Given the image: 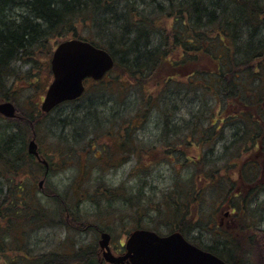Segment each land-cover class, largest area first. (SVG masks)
<instances>
[{
    "label": "trees",
    "instance_id": "1",
    "mask_svg": "<svg viewBox=\"0 0 264 264\" xmlns=\"http://www.w3.org/2000/svg\"><path fill=\"white\" fill-rule=\"evenodd\" d=\"M87 21L89 33H79L77 25H86ZM72 32V37L87 39L107 49L115 65L104 79L88 81L94 85L93 90L87 88L82 97L68 101L84 103L82 116L62 119L65 136L62 139L54 136L57 139L51 155L37 141L39 118L32 109L38 103L31 104V110L24 109L17 117H5V122H0V264H108L99 255L97 244L77 241L68 246L69 252L41 254L25 241L23 234L29 225L35 227L38 222L80 232L94 230L100 235L103 231L113 232L111 226L100 224V218L112 215L114 201L120 199L136 208V227H142L152 209L160 207H137L147 198L141 189L135 191L136 199L132 202L133 194H119L113 185L104 182L102 174L97 180V190L91 191L90 184L86 185L87 169H80L81 183L74 180L65 188L53 185L48 178L45 189L38 185L34 190H26L25 182L17 181L23 175L34 180L40 174L49 177L55 167L67 166L77 150L74 143L79 144L77 134L84 128L90 129L88 124L94 132L100 129L99 139L102 135L112 137L114 145L132 152L137 159L146 157V152L153 156V163L156 159L172 163L176 172L174 184L163 193L166 198L163 202L170 207L169 220L162 224L177 228L194 197L198 195V200L203 197V183H216V176L222 179L214 167L206 171L200 167L220 157L214 156V152L225 128L233 130L232 144L242 139L244 146L249 142L258 145L257 148L260 142L264 144V0H0V98L17 99L18 91L13 87L16 77L21 76L15 67L19 59L34 61L35 54L53 37L68 38ZM137 83L144 104L158 109L161 116L163 152L158 145L131 143L135 117L132 120L122 115L120 120H125V125L116 123L106 131L102 128L105 116L95 106L100 107L107 99L115 101L105 89L113 95H124L130 88H136ZM96 91L98 96L94 97ZM191 101L194 102L187 106ZM180 103L184 105L182 112L175 110ZM120 104L118 101L112 105L114 115L121 114ZM205 106L207 111L200 119L199 111ZM102 108L109 111L106 105ZM112 118L106 117L109 121ZM34 135L40 156L47 163L29 152ZM205 146L211 147L209 151ZM95 147L92 146V151ZM193 147L201 150L197 159L187 154ZM54 153L63 156L57 158ZM102 159L103 164L114 162ZM192 166L191 176L181 178L180 172ZM123 190L126 191L124 187ZM83 197L97 204L94 219L82 215ZM219 199L208 203L215 209L219 207ZM13 241L21 245L13 247ZM10 248L20 253V259L10 257Z\"/></svg>",
    "mask_w": 264,
    "mask_h": 264
},
{
    "label": "rangeland",
    "instance_id": "2",
    "mask_svg": "<svg viewBox=\"0 0 264 264\" xmlns=\"http://www.w3.org/2000/svg\"><path fill=\"white\" fill-rule=\"evenodd\" d=\"M88 23L89 21H87L86 25H77L76 29L78 32L82 34L89 33L90 26ZM73 35L74 34L72 32L67 35L68 38L61 36L56 38V36H52L53 38L50 40V42H48V44H46V46L41 51H38V53L35 54L34 61L27 62L25 59H19L15 63V67L17 68V71L21 73V76L16 77L17 80L15 81L13 87L15 91H18L16 97L17 99H11V101L15 103L19 113L24 109L27 111L31 110L33 108L31 104L38 103L36 104L37 108L32 109V112L39 118L37 125V141L40 143L39 145L47 155H51L53 152L52 150L56 145L54 141H56L57 138L54 136L58 135L60 139L65 136V134H63L65 132L62 129L64 128L62 119L69 118L70 120L74 117L81 118L82 116L81 111L84 103L79 101L66 102L55 108L54 111L47 115H39L38 112V110H41V102L43 100L46 88L53 79L51 68H49V59H51L52 55L49 56V53L52 52L53 54L54 50L57 48V45L61 41L72 38ZM126 79L127 81H130V78ZM136 85V88H130V90L124 95L122 93L113 95L108 89H105V93L115 101H112L114 103L113 104L112 102H108L107 99L103 101L105 103L101 104L103 106L106 105L109 108V111L104 110L102 108L103 106L101 107V105L100 107H98L99 105L95 106L96 109H99V111L102 110L103 112L101 115L105 116L103 121H101V124L103 125L102 128H104L106 131L108 128L111 129L110 127H115L116 123L118 126L122 124L125 125V120H120L122 115L126 118H131L132 120L135 117L136 129L134 131V135H132L130 138L131 143L133 145L137 143L139 146H141L140 143L158 145L159 148H161V152H163L164 147L162 144L164 143V130L161 126V116L158 114V109L156 110L153 107H149L148 104H144V101L138 94L140 92H137L139 90L138 83ZM88 89L89 91L94 89V85L90 82H88ZM97 91L95 92L94 97L98 96V94H96ZM108 95H106V97ZM188 96L189 95H187V97ZM4 100L6 99H1L0 102ZM118 101L121 103L119 105L121 114L114 115L112 113L114 106L112 105H117ZM192 102L194 101H191V103L189 102L186 105L190 106ZM198 105L200 104L198 103ZM183 107L184 105L182 103H180V106L177 104L175 110L182 112ZM203 108L204 109L202 111H199L200 113L198 117L200 119L205 116L207 111L206 109L208 107L205 106ZM107 115L113 117L111 121L106 119ZM5 117L6 116L2 115V117H0V122H5ZM88 127L90 129L85 130L84 128V131L81 134H77V140L79 144L74 143V145L72 142L77 150L74 152L75 155L71 156L69 159L67 166H62L59 168L55 167L54 171L48 175L49 177H45V180L43 178V174H40L36 180L23 175L21 178H17V181L21 180V182H25L23 186L26 188V190H34V186L38 185L40 188L45 189L48 178L53 185L65 188L69 187L74 180H78L81 183L82 180H79L82 178L80 169H87L91 172L88 171L86 174L88 178L86 185L90 184L89 189L91 191L97 190L99 185V181L97 180L100 178L101 174L104 177V182L109 183V185H113L119 194H133L131 195L133 197L132 202L136 199L134 195L135 191L141 189V192L144 193L147 198H144L142 202H139L137 207H141L143 205H147L149 207L150 205H153V208H155V205L160 206L158 208L159 211L157 209H152L153 211L150 212V216H146V218L143 220L142 227L156 230L162 234L170 232L172 225L168 226L167 224H162V222L169 220L168 215L170 211L167 209H170V207L166 206L167 202L166 204L163 202V200L166 201V198L163 197V193L165 192L166 194L167 190L173 187L174 184L176 172L174 166H172V163H164V161L159 162L157 159L156 162L153 163V156L148 155L146 152H143L146 157L140 156V159H137L138 156L135 157L132 152L128 151L127 149L123 151L118 145H114L112 142V137L104 138L106 135H102L99 139L98 134H100V129L94 132V130H92L91 124H88ZM181 131L183 130L181 129ZM222 133L223 138H219V147L216 146L217 152H214V156H220L221 158L218 157L216 162L214 160L211 162L207 161L200 167V170L204 171L214 167L217 169V171H220V176L222 177V179L219 180L220 177L216 176L215 180H217V182L212 185L203 183L205 189L202 192L203 199L198 202V209H202L204 213H208V211L211 210V205L208 203L209 201L217 200L225 196L229 187L231 186V181H238V171L242 168V165H245V161L249 159L254 160L261 158V153L259 151L248 150L253 149L252 147L254 146L251 142H249V138H246V140L249 142V144L246 146H244L242 143L243 139L232 144L235 141L233 137V130L231 128H225ZM109 144H111V146ZM91 145H96L93 151ZM104 146L107 150H103ZM205 148L207 151H209V148L211 147L205 146ZM146 149L147 148L144 150ZM54 152H58V150ZM200 153L201 150L198 147H193L192 150L187 154L195 157L200 156ZM62 156L63 154H55V157L57 158H61ZM262 156V159H264V154H262ZM102 158H106L114 162L111 164H103ZM97 161L101 162L102 165L98 164ZM177 168H179L178 165ZM192 171H194L193 166L192 169L184 168L183 171L180 172L181 178L188 179L189 176H191ZM229 177L232 180L229 179ZM42 179L43 184L40 185V181ZM83 180L85 181V178ZM262 181H264V179ZM236 186H238V184H236L235 187ZM123 187L126 189V191L123 190ZM144 191H146V193ZM151 197H153V199ZM262 197L264 198V194ZM82 199L83 201L80 206L82 215L94 219V214L97 210V204L87 197H83ZM114 202L115 204L113 206L114 208L112 215L102 216L100 218V224L104 226H111L113 228V232L110 231L112 232L111 247L115 254H119V251L123 249L122 244L128 236V233L136 227L137 221L134 217L136 208H131L124 199L116 200ZM95 219H97L98 222L97 216H95ZM152 221H155L156 223ZM205 223L206 221L203 222L204 227ZM66 227L67 226L62 227L59 225L50 226L48 222H44L43 224L38 222L35 227L29 225L26 228V233L23 234V237L25 235V241L30 243V246L35 250V252H40L41 254L60 250L69 252L71 248H68V246L73 244V242L82 241L88 245L97 244L99 246V255L103 257V250L99 244V240L101 239L100 233L97 234L94 230L80 232L77 229H67L68 227ZM23 242L24 240L21 243ZM20 245L21 244L19 243L15 244L14 241L12 243L13 247ZM10 249V257L15 255V258L20 259V253L12 250V248Z\"/></svg>",
    "mask_w": 264,
    "mask_h": 264
},
{
    "label": "water",
    "instance_id": "3",
    "mask_svg": "<svg viewBox=\"0 0 264 264\" xmlns=\"http://www.w3.org/2000/svg\"><path fill=\"white\" fill-rule=\"evenodd\" d=\"M111 53L89 40L71 38L59 43L53 53V81L42 102V110L51 111L58 104L80 97L86 89L85 80H101L114 66ZM0 113L16 117L14 102L0 103ZM29 152L39 157L38 143L33 138ZM45 163L46 160H43ZM43 184V179L40 185ZM111 234L102 233L100 246L104 258L112 264H228L217 255L190 243L180 232L160 235L154 230H133L126 240L125 252L115 254L110 246Z\"/></svg>",
    "mask_w": 264,
    "mask_h": 264
},
{
    "label": "flooded vegetation",
    "instance_id": "4",
    "mask_svg": "<svg viewBox=\"0 0 264 264\" xmlns=\"http://www.w3.org/2000/svg\"><path fill=\"white\" fill-rule=\"evenodd\" d=\"M257 146L248 150L259 151L261 158L245 161L238 181L229 177L231 186L220 198L219 207H210L204 213L198 209L203 198L195 196L189 212H183L180 218V228L172 227L166 234L180 232L189 242L228 264H264V144Z\"/></svg>",
    "mask_w": 264,
    "mask_h": 264
}]
</instances>
